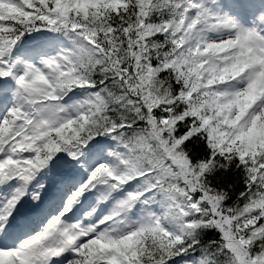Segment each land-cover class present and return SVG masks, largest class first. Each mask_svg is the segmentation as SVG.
<instances>
[{
  "label": "snow or ice",
  "instance_id": "1",
  "mask_svg": "<svg viewBox=\"0 0 264 264\" xmlns=\"http://www.w3.org/2000/svg\"><path fill=\"white\" fill-rule=\"evenodd\" d=\"M0 264H264V0H0Z\"/></svg>",
  "mask_w": 264,
  "mask_h": 264
}]
</instances>
